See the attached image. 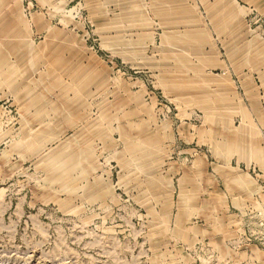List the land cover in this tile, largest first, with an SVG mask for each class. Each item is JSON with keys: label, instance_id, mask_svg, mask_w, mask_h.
Here are the masks:
<instances>
[{"label": "rangeland", "instance_id": "rangeland-1", "mask_svg": "<svg viewBox=\"0 0 264 264\" xmlns=\"http://www.w3.org/2000/svg\"><path fill=\"white\" fill-rule=\"evenodd\" d=\"M0 264H264V0H0Z\"/></svg>", "mask_w": 264, "mask_h": 264}]
</instances>
